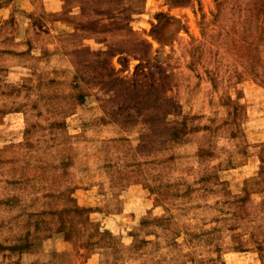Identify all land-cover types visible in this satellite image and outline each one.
I'll return each instance as SVG.
<instances>
[{
    "label": "rangeland",
    "instance_id": "rangeland-1",
    "mask_svg": "<svg viewBox=\"0 0 264 264\" xmlns=\"http://www.w3.org/2000/svg\"><path fill=\"white\" fill-rule=\"evenodd\" d=\"M0 264H264V0H0Z\"/></svg>",
    "mask_w": 264,
    "mask_h": 264
},
{
    "label": "crops",
    "instance_id": "crops-1",
    "mask_svg": "<svg viewBox=\"0 0 264 264\" xmlns=\"http://www.w3.org/2000/svg\"><path fill=\"white\" fill-rule=\"evenodd\" d=\"M109 216L110 217H108L107 219L106 227L107 228L112 227L115 229L119 228L121 224L123 225V221H120V220H123V219L131 220L133 218L131 212L126 208V202H123L122 210L116 213H111L109 214ZM52 240L53 238L52 239L50 238L48 241L52 242Z\"/></svg>",
    "mask_w": 264,
    "mask_h": 264
}]
</instances>
